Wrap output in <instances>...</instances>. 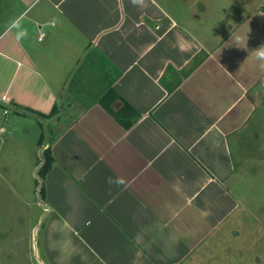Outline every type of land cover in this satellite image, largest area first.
<instances>
[{
	"label": "crops",
	"instance_id": "0c3cea01",
	"mask_svg": "<svg viewBox=\"0 0 264 264\" xmlns=\"http://www.w3.org/2000/svg\"><path fill=\"white\" fill-rule=\"evenodd\" d=\"M258 3L226 17L222 37L202 38L215 1L0 0V166L10 169L2 158L25 142L26 125L38 134L35 179L51 146L37 225L49 264H190L226 236L240 207L233 143L257 115L264 80ZM200 56L169 93L168 65ZM110 86L141 114L129 129L98 102ZM65 100L67 111L39 115ZM0 178L10 183L7 171Z\"/></svg>",
	"mask_w": 264,
	"mask_h": 264
},
{
	"label": "rangeland",
	"instance_id": "374dc122",
	"mask_svg": "<svg viewBox=\"0 0 264 264\" xmlns=\"http://www.w3.org/2000/svg\"><path fill=\"white\" fill-rule=\"evenodd\" d=\"M199 1H215L212 18L201 25L202 30L198 33L202 38V32L205 36L222 37L232 28L222 24L227 21L226 17H238L236 14L244 11L240 8L243 5L248 9L258 5V1L264 3V0ZM228 5L230 16H226ZM233 5L238 7L234 9ZM258 87L254 94L257 115L244 133L235 138L238 145L233 143L237 171L229 187L240 201L239 212L230 217L224 229L226 236L215 245L213 252L207 254L206 250L200 249L190 264H264V80ZM67 104L66 100L63 101L55 113L67 111ZM41 122L44 124V140L49 139L50 143L49 121L41 119ZM24 123L34 126L30 120ZM26 128L25 142H9L10 147L16 145L20 148H12L15 152L2 158L1 164L11 165L10 169L0 166V174L3 176L7 171L10 180L9 183L0 178V264H49L44 252L43 225L37 227L45 208V195L40 189V195L36 193L35 188H40L43 180L39 175L36 179L32 175L39 158L38 134H35L36 127L30 130L31 127L26 125ZM37 130L40 139L43 130ZM11 138L21 142V137ZM43 152L39 153L40 157Z\"/></svg>",
	"mask_w": 264,
	"mask_h": 264
},
{
	"label": "trees",
	"instance_id": "16d2710c",
	"mask_svg": "<svg viewBox=\"0 0 264 264\" xmlns=\"http://www.w3.org/2000/svg\"><path fill=\"white\" fill-rule=\"evenodd\" d=\"M202 57H196L194 63L182 70L176 69L173 65H168L165 74L161 77V83L166 87L168 92H172L182 80L187 77L201 62ZM99 104L114 115L118 122L125 129H129L138 121L141 114L127 102L112 86L108 87L106 91L98 98ZM57 110V104L54 106L50 114L40 113L41 116L53 115ZM43 135L40 137V144H42ZM43 162L38 170L39 177L43 180L40 186V192L45 195V179L48 172L55 163V157L51 146H47L43 152Z\"/></svg>",
	"mask_w": 264,
	"mask_h": 264
},
{
	"label": "clouds",
	"instance_id": "9594fccd",
	"mask_svg": "<svg viewBox=\"0 0 264 264\" xmlns=\"http://www.w3.org/2000/svg\"><path fill=\"white\" fill-rule=\"evenodd\" d=\"M13 25L15 26V22H13ZM27 37V30L26 29H21L18 31L17 34V39L25 38ZM236 43L239 44L242 41L241 37H236ZM256 52L258 54V58L264 59V45H261L259 48L256 49Z\"/></svg>",
	"mask_w": 264,
	"mask_h": 264
},
{
	"label": "built area",
	"instance_id": "2783aa9c",
	"mask_svg": "<svg viewBox=\"0 0 264 264\" xmlns=\"http://www.w3.org/2000/svg\"><path fill=\"white\" fill-rule=\"evenodd\" d=\"M43 35H44V32H42V34H41V36H40V39H42ZM6 112H7V111H6Z\"/></svg>",
	"mask_w": 264,
	"mask_h": 264
}]
</instances>
